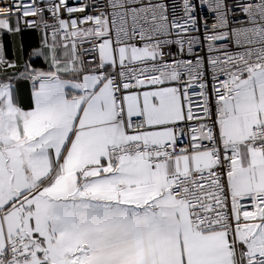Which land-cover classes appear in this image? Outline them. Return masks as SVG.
Masks as SVG:
<instances>
[{
    "label": "snow or ice",
    "instance_id": "1",
    "mask_svg": "<svg viewBox=\"0 0 264 264\" xmlns=\"http://www.w3.org/2000/svg\"><path fill=\"white\" fill-rule=\"evenodd\" d=\"M0 264H264V0H0Z\"/></svg>",
    "mask_w": 264,
    "mask_h": 264
},
{
    "label": "crops",
    "instance_id": "2",
    "mask_svg": "<svg viewBox=\"0 0 264 264\" xmlns=\"http://www.w3.org/2000/svg\"><path fill=\"white\" fill-rule=\"evenodd\" d=\"M21 35H22L25 50H29L31 47L36 46L38 39H39L38 31H35V30L25 31L24 30Z\"/></svg>",
    "mask_w": 264,
    "mask_h": 264
},
{
    "label": "built area",
    "instance_id": "3",
    "mask_svg": "<svg viewBox=\"0 0 264 264\" xmlns=\"http://www.w3.org/2000/svg\"><path fill=\"white\" fill-rule=\"evenodd\" d=\"M78 0H69V3L74 5V4H77ZM85 2H89V0H85ZM97 3H102L103 0H96ZM177 3L180 2V0H176ZM197 3H199V0H196ZM200 11H206V9L204 7H201L200 8ZM85 14H88V15H94L96 14L95 11H92V12H86V13H81V14H78V15H85ZM32 29H26L25 31H30Z\"/></svg>",
    "mask_w": 264,
    "mask_h": 264
},
{
    "label": "trees",
    "instance_id": "4",
    "mask_svg": "<svg viewBox=\"0 0 264 264\" xmlns=\"http://www.w3.org/2000/svg\"><path fill=\"white\" fill-rule=\"evenodd\" d=\"M31 31V30H30Z\"/></svg>",
    "mask_w": 264,
    "mask_h": 264
}]
</instances>
